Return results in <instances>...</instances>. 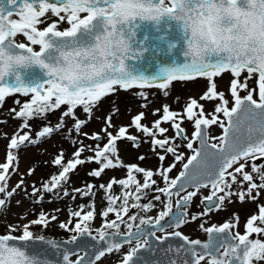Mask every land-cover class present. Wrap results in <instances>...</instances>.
Here are the masks:
<instances>
[{"label": "snow or ice", "instance_id": "6c2138e0", "mask_svg": "<svg viewBox=\"0 0 264 264\" xmlns=\"http://www.w3.org/2000/svg\"><path fill=\"white\" fill-rule=\"evenodd\" d=\"M123 2L21 0L18 4V0H7L5 7L0 0V106L6 97L16 94L29 98L24 102L15 100L19 110L9 109L10 114L14 113L12 118L21 120V124L7 145L4 162H0V212L21 192L36 205L45 202L44 193L73 201L76 194L81 199L91 197L88 203L70 212L68 221L58 222L60 229L70 233L67 240L43 235L58 221L57 215L43 209L33 213L35 219L27 220L22 214L23 223L7 225V234H0V264H98L106 255L120 253L125 245L128 250L118 264H264V40L257 42L259 47L245 43L225 46L206 56H192L189 63L166 70L163 79L131 75L126 66L129 53L105 57L100 64L80 60L82 72L65 73L59 66L68 57L79 58L82 53L99 48L105 34L117 31L116 7ZM131 2L144 14L140 19L158 20L167 15L179 21L197 9L203 15L205 6L214 0ZM227 2L235 4L237 0ZM256 2L264 7V0ZM14 14L18 19L13 18ZM136 18L137 13L133 12L131 20ZM120 31L123 34L121 28ZM21 35L25 42H18ZM260 35L264 37V31ZM225 74L232 77L227 93L218 84ZM199 78L206 81L205 90L198 98L190 97L182 111L170 110L165 103L162 109L152 111L158 118L150 125L142 122L146 116L141 111L130 125L117 127L112 120L118 115V108L113 107L105 115L100 132L83 131L95 112L101 110L102 98L116 92L117 86L122 90H168L174 81L196 82ZM229 94L231 101L226 98ZM137 95L148 100L144 91ZM162 95L167 97L169 92L163 91ZM208 102L214 104L212 110L206 109ZM147 106L139 105L142 109ZM56 111L61 115L53 125L48 116ZM32 120L41 121L38 130L30 125ZM185 122L193 127L191 136L182 126ZM211 126L221 128L222 135L209 136ZM130 128L139 135L131 134ZM55 134H61L74 146L71 158L61 149L52 161L57 173L42 181L40 187L35 182L26 183L25 174L18 170L20 149L36 146ZM85 139L91 143H85ZM128 142L137 149L148 143L158 166L146 169L137 163L125 164L118 145ZM197 143L199 146L194 147ZM181 147L192 154L186 157ZM85 152L90 154L84 156ZM145 159L144 154L138 157L139 161ZM87 163L97 165L88 172L90 177L100 179L107 170L116 169L126 170V176L112 177L98 187L88 182L72 188L71 175ZM178 164L182 170L173 177L170 174ZM34 172L30 168L26 175ZM14 174L20 179L10 186ZM114 186H119V193ZM205 189L209 193L206 196L202 192ZM99 190L104 192L106 206L97 211L95 196ZM198 194L203 210L190 213V205ZM237 200L255 205L242 232L238 213L220 225L209 224L211 214ZM47 202L51 203L52 198ZM154 209H158L156 215H148ZM97 216L101 225L93 227ZM194 222L207 234V241L191 239L180 231ZM33 228L40 232L35 233ZM85 238L94 243H85ZM170 240L180 243L173 245L168 243Z\"/></svg>", "mask_w": 264, "mask_h": 264}, {"label": "rangeland", "instance_id": "374dc122", "mask_svg": "<svg viewBox=\"0 0 264 264\" xmlns=\"http://www.w3.org/2000/svg\"><path fill=\"white\" fill-rule=\"evenodd\" d=\"M83 15V14H82ZM13 18L18 19L17 16H13ZM64 27H67L65 24ZM18 42H25V39L22 35L18 36ZM232 77L229 74H225L222 79L218 80V84L220 89L225 90L227 93L229 81ZM206 81L203 78H199L196 82H180L174 81L168 90H160L156 88L152 89H138L133 88L129 90L119 89L117 86V91L110 94L108 97L102 98L100 102V111H96L94 118L90 123L83 129L84 132L91 134L92 132H100L101 128L104 125L105 115L113 108H118V115L113 116V124L117 127L119 126H128L131 124L132 118L139 114L141 111L145 112L146 119L142 121L144 124H149L157 119V116L152 115V111L155 109H162V105L167 103L170 106V110L182 111L184 105L188 102L190 97L198 98L202 92L205 90ZM140 91H144L148 94V100H143L138 97L137 93ZM163 91H168L169 95L167 97L162 95ZM243 95V93H242ZM176 97L180 99L177 101ZM21 99V102L29 98L20 97L19 94H16L12 97H6L5 102L2 106H0V162H4L6 158V150L7 145L13 136L14 132L17 130L19 125L21 124V120L13 119L12 116L14 113L9 112V109L15 107L19 110V106L15 104L16 99ZM231 101L230 94L227 97ZM141 103H147V108L142 109L139 107ZM206 109L212 110L214 108V104L208 102L205 104ZM61 112L56 111L53 114H50L49 121L55 125L60 117ZM82 115V114H81ZM70 123V122H69ZM30 125L33 129L38 130L41 121L40 120H32ZM167 126V125H165ZM183 127L186 128L187 133L191 136L193 131V127L190 123L185 122ZM131 134L139 135L136 133L134 128H130ZM223 130L217 126H211L209 128V136H220L222 135ZM6 134V136H4ZM34 134V133H33ZM172 134L171 132L169 133ZM80 139H84L83 136L79 137ZM85 143H91L90 140L85 139ZM197 144H194V147H197ZM119 155L122 161L125 164L137 163L140 166L146 169H155L158 166V160L155 156L151 155L150 146L148 143H143L141 147L134 148L130 142L128 143H119ZM61 149L66 154L68 158H71L72 153L74 152V146L69 142L68 139L64 138L61 134H55L50 139H47L45 142H42L36 146H29L26 148H21L18 156H19V164L18 170L20 174H25L26 183L31 184L35 182L37 187H40L42 181H46L51 174L57 173L58 169L52 165L53 159L61 152ZM185 153L187 157L190 154V150L185 147H181L180 149ZM90 153L85 152L84 156L89 155ZM144 154L147 159L144 161H139L138 157ZM172 158H168V163H171ZM186 161V160H185ZM97 165L95 163H87L83 166H78L77 171L71 175L69 184L72 188H79L85 183H93L99 186L101 183H107L110 178L116 177L117 179L124 178L126 176V170L116 169V170H107L106 174L102 176L100 179H96L90 177L88 172L92 169H95ZM30 168H34L35 172L32 176H27L26 173ZM181 165H177V169H174L170 174L171 176H175L176 172L181 169ZM20 179V175L14 174L10 180V186H15L17 181ZM162 186V185H161ZM67 187V185H66ZM115 192L119 193V186H114ZM28 192H31V188H28ZM203 195L208 194V190H202ZM39 195V193L37 194ZM77 195V199L73 201L69 197H65L63 199H55L51 197V194L44 193L45 202L42 205H36L32 203V200L26 198L24 193L21 192L15 195L7 202V207L3 212H0V233H5L7 231V225L16 224L17 222L23 223L24 221L20 219L21 215H25L27 220L35 219L36 216L33 213H39L42 209L50 214H55L58 217L57 222H53L50 227L43 231V235L57 237V238H68L70 233L62 230L58 226L59 221H68L70 219V212L76 210L77 206L84 203H88L91 197H87L81 199L79 194ZM104 192L103 190H99L96 192L95 202L97 211L103 209L106 205L103 201ZM2 198V197H1ZM52 198V202L48 203L47 200ZM17 201H21L18 205ZM146 202V201H143ZM54 209H61L60 212H53ZM203 210V206L200 204V195L194 198L193 206L189 209L190 213H196ZM255 210V205L251 202L240 203L238 200L234 201L231 204H226L225 209L220 210L218 212H214L211 214L209 219V224H217L220 225L224 223V221L229 220L233 213H238L240 217V231H243V224L246 218L252 214ZM135 211V210H133ZM158 209H154L148 215L155 216ZM110 218H114L111 217ZM101 219L97 216L96 220L93 223V227H100ZM208 226V225H206ZM35 233H39V228H33ZM185 235H189L197 238H203L206 236V233L201 231L198 227V222L190 223L185 225L180 229ZM128 250V246L125 245L124 248L121 249L120 253H112L108 254L102 258L98 264H118L122 254Z\"/></svg>", "mask_w": 264, "mask_h": 264}, {"label": "clouds", "instance_id": "9594fccd", "mask_svg": "<svg viewBox=\"0 0 264 264\" xmlns=\"http://www.w3.org/2000/svg\"><path fill=\"white\" fill-rule=\"evenodd\" d=\"M111 11V9H109ZM133 12L137 18L144 15L139 12L131 0H124L116 7L118 29L112 35L105 34L100 40V47L89 50L87 54L82 53L81 57H68L66 62L59 67L69 75L82 72L79 61L84 63L96 61L103 63L105 57H123L130 51V41L121 34L120 26H127ZM125 16L128 19H125ZM264 7L256 0H237L235 4L227 0H214V3L205 6L204 14L199 10L186 13L181 20H177L186 34L184 40L185 53L188 57L204 55L210 51L223 49L225 46L238 47L242 44L255 45L264 40L260 34L264 31ZM171 51V50H170ZM4 70L7 71V58Z\"/></svg>", "mask_w": 264, "mask_h": 264}, {"label": "water", "instance_id": "95a60500", "mask_svg": "<svg viewBox=\"0 0 264 264\" xmlns=\"http://www.w3.org/2000/svg\"><path fill=\"white\" fill-rule=\"evenodd\" d=\"M3 2H7V0H3ZM158 2L159 0H153L154 4ZM120 28L130 41L128 54L130 59L126 61V66L127 71L133 76L163 79L166 70L175 69L190 62L191 58L185 55L186 34L183 32L181 24L173 17L165 15L158 20L136 18L130 20L127 26L121 25ZM48 238L58 241L68 239ZM84 242L89 245L94 243L87 238ZM168 243L178 245L180 241L170 240ZM69 247L74 246L70 245ZM49 255L56 259L51 252Z\"/></svg>", "mask_w": 264, "mask_h": 264}, {"label": "flooded vegetation", "instance_id": "af4514ba", "mask_svg": "<svg viewBox=\"0 0 264 264\" xmlns=\"http://www.w3.org/2000/svg\"><path fill=\"white\" fill-rule=\"evenodd\" d=\"M21 2V0H18V4ZM4 3V6L5 7H8V5H7V2H3ZM15 15V14H14ZM23 42V41H22ZM199 146V145H198ZM197 146V147H198ZM190 154H192L191 153V151H190ZM186 162V161H185ZM179 170H182V168L181 169H179ZM178 170V171H179ZM178 171L176 172V175L178 174ZM191 190V189H190ZM209 194V193H208ZM208 194H206V195H208ZM205 195V196H206ZM193 201H194V198H193ZM193 201H192V204L190 205V208L193 206ZM189 208V209H190ZM225 222V221H224ZM122 230H123V228H122ZM157 235H161L160 233H157ZM187 236H189V235H187ZM191 239H195L194 237H192V236H189ZM207 238H208V236H207V234H206V236H204L203 238H197V239H200L201 241H204V240H207Z\"/></svg>", "mask_w": 264, "mask_h": 264}, {"label": "trees", "instance_id": "16d2710c", "mask_svg": "<svg viewBox=\"0 0 264 264\" xmlns=\"http://www.w3.org/2000/svg\"><path fill=\"white\" fill-rule=\"evenodd\" d=\"M48 120H49V117H48ZM30 123H31V121H30ZM1 198V197H0ZM7 232V231H6Z\"/></svg>", "mask_w": 264, "mask_h": 264}]
</instances>
